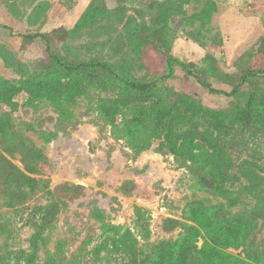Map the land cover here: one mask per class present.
Listing matches in <instances>:
<instances>
[{
	"label": "rangeland",
	"instance_id": "374dc122",
	"mask_svg": "<svg viewBox=\"0 0 264 264\" xmlns=\"http://www.w3.org/2000/svg\"><path fill=\"white\" fill-rule=\"evenodd\" d=\"M0 23L8 26H0V82L65 75L42 37L25 36L46 33L64 60L104 63L130 79L155 81L171 103L187 93L225 111L244 107L254 90L258 105L264 99V0H0ZM168 55L192 72L176 66L166 77ZM101 72L102 79L72 102L29 103L22 91L16 106L0 103L13 124L12 133L0 136V152L39 180L35 191L24 188L17 199L10 198L12 189L1 191L0 264H130L124 246L114 244L128 230L143 247L177 240L188 224L197 226L187 217L189 202L228 205L205 181V144L195 160L176 157L164 135L140 152L133 148L126 127L136 110L124 109L114 122L101 113L100 101L120 91ZM237 84L235 95L220 92ZM30 149L40 154L31 159L36 172L23 164L21 151ZM226 153L228 189H243L251 170L264 175V123L236 126ZM254 203L247 196L233 211ZM44 205L56 206L52 221H42ZM168 219L179 224L169 226ZM254 240L263 245L264 219ZM226 250L245 258L242 247Z\"/></svg>",
	"mask_w": 264,
	"mask_h": 264
},
{
	"label": "trees",
	"instance_id": "16d2710c",
	"mask_svg": "<svg viewBox=\"0 0 264 264\" xmlns=\"http://www.w3.org/2000/svg\"><path fill=\"white\" fill-rule=\"evenodd\" d=\"M0 26L8 28L0 23ZM34 39L42 37L46 41L47 52L52 63L61 67L65 75L52 73L36 76L19 83L0 82V103L16 106L15 96L22 91L28 93L27 102L48 99L56 102H72L77 96L88 93V85H95L102 79L104 71L114 78L120 87L115 97H105L100 101V111L111 122L124 109H135L136 114L127 122L126 136L132 146L140 152L149 147V140L164 135L170 151L177 157L195 160L202 149L210 178L205 179L218 195L227 201L210 203L207 200H195L188 203V219L197 223L188 224L185 232L177 240H162L152 246H140L138 239L128 230L120 241H114L116 247L124 246L130 255V264H264L263 245L255 242L258 220L264 219V175L254 170L244 173L248 181L243 189L236 192L228 189L226 183L232 170V162L226 153L228 137L235 127L264 123V99L258 105L260 97L257 90L251 92L244 107L234 106L229 110L218 111L204 106L199 100L187 93H180L174 102L164 97L162 88L155 81H137L123 76L108 64L98 62L71 63L52 51L46 33L25 35ZM167 73L170 77L176 66L192 72L190 66L179 58L166 57ZM89 72V73H87ZM243 77L242 81H245ZM210 91H217L210 83L201 81ZM240 84L230 92L220 90L227 96L237 94ZM261 105V106H260ZM13 124L7 113L0 112V136L12 133ZM10 154L12 150H8ZM22 152V160L28 172H36L37 166L31 159H38L37 149ZM39 180L25 174L9 158L0 152V195L4 189H12L11 199L24 195V188L35 191ZM25 196V195H24ZM247 196L255 203L249 209L233 211ZM42 221H52L57 212L55 205H44ZM170 226L178 225L177 220L168 219ZM172 226V227H173ZM204 237V243L198 246V238ZM243 248L245 258L234 255L226 249ZM249 259V260H248Z\"/></svg>",
	"mask_w": 264,
	"mask_h": 264
},
{
	"label": "water",
	"instance_id": "95a60500",
	"mask_svg": "<svg viewBox=\"0 0 264 264\" xmlns=\"http://www.w3.org/2000/svg\"><path fill=\"white\" fill-rule=\"evenodd\" d=\"M89 145H90V147H91V142H90V141H89ZM90 147H89V149H90V151H92L93 149H91Z\"/></svg>",
	"mask_w": 264,
	"mask_h": 264
}]
</instances>
